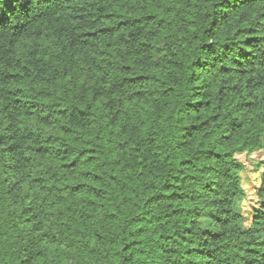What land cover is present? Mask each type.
Segmentation results:
<instances>
[{
  "label": "trees",
  "instance_id": "1",
  "mask_svg": "<svg viewBox=\"0 0 264 264\" xmlns=\"http://www.w3.org/2000/svg\"><path fill=\"white\" fill-rule=\"evenodd\" d=\"M44 3L0 0V111L17 122L6 131L25 133L0 137L15 161L0 155V261L13 264L18 246L17 264H264V159L246 226L236 210L247 200L239 156L264 150V60L248 50L264 42V0H204L205 34L226 40L231 28L244 48L178 110L170 70L187 64V40L174 20L194 31V17H177L188 0ZM8 173L20 178L4 187Z\"/></svg>",
  "mask_w": 264,
  "mask_h": 264
},
{
  "label": "clouds",
  "instance_id": "2",
  "mask_svg": "<svg viewBox=\"0 0 264 264\" xmlns=\"http://www.w3.org/2000/svg\"><path fill=\"white\" fill-rule=\"evenodd\" d=\"M24 0H15L16 4H22ZM52 3H60V0H51ZM160 0H123V6L126 8H129V10L136 11L139 10L141 6L144 8L157 6L159 4ZM32 4L35 6L34 11L42 12L45 11L47 8V5L44 3V0H32ZM11 9V5L9 6ZM188 8L194 9V11L189 12ZM211 8L206 6L204 3V0H188L187 7L183 10V12H177V17H180L182 15L185 16H192L195 18V28L194 31H188V25L185 22L183 26H181L179 19L174 20V23L176 24V27L180 29L183 34L186 37L187 40V46L183 47L182 51L187 56V64L182 65L179 72H176L174 70L171 71V81L174 83L177 87V95L179 97V100L177 101L175 107L178 110L179 107L182 106L180 101L189 100L191 96L193 95L195 89V81L197 79H202L205 82L207 80L212 79L217 75L218 69L220 67V63L222 62L225 65L231 66L232 62L237 60L240 56L241 49L244 48V45L242 44V41L244 40V35H234L231 31V28L228 30V38L226 40L224 39H212L210 35L205 34V28H208L211 26ZM0 15H7V11H0ZM239 25H237L238 27ZM260 30L264 31V19L260 20ZM195 42V43H194ZM3 41H0V44H2ZM211 44L213 47L211 49H202L200 45H207ZM224 45H228L229 48L226 50ZM90 50V48L88 49ZM249 51L253 52V55L259 57L261 60H264V56L261 55V53H264V42H260L258 48L254 49H248ZM199 59L202 62H206L209 67L201 70L197 68L193 64V60ZM215 63V68H212L211 65ZM93 73L97 76L102 74L101 73H95V69H92ZM257 72L260 73L262 77H264V69H261L259 66H257ZM119 79V77H117ZM233 80H236L237 77L233 76ZM111 83H115V81H111ZM2 87V85H0ZM155 87V86H153ZM159 92L163 91V87L156 89ZM36 90H33L35 93ZM125 96L129 94V90H124ZM31 98V97H30ZM123 99V97H121ZM156 103L160 104L161 107L167 108V101L166 97H159V99L156 100ZM3 104L0 103V109H2ZM44 115H47V112L43 113ZM175 119V116L173 117ZM17 122L15 120H11L6 118V114H4L2 111H0V137L5 138V143L15 142V143H23L21 141L20 137L21 135H24L25 133L23 131L17 132L16 128L13 127L12 129L8 128L9 124L15 125ZM178 132L177 129L174 130V134ZM13 133H16L15 140L14 141H8L7 137H10L13 135ZM4 157V162L6 163H14L15 161L8 160L7 154H0ZM17 160L21 159L20 156L16 157ZM216 167H219V165H216ZM19 179L20 176L16 175L15 173H8L7 180L8 184L4 185V187H8L11 185L13 180ZM204 204L206 205L204 207V211H216L217 208L213 207L212 205L208 204L207 200L204 201ZM219 207V206H218ZM234 228L236 229L235 235L239 236V232L243 230L241 225H235ZM35 235V233H34ZM158 239V237H157ZM248 239L247 236L240 237L239 239H234L233 237H229V240L233 244L239 245L241 240ZM152 243H155V240L152 241ZM236 252L235 248H231L228 251V255H232V253ZM8 256L12 257L13 264H17V258L20 259L26 258L24 249L18 248V246H12L11 250L7 253ZM0 264H3L2 261H0Z\"/></svg>",
  "mask_w": 264,
  "mask_h": 264
},
{
  "label": "rangeland",
  "instance_id": "3",
  "mask_svg": "<svg viewBox=\"0 0 264 264\" xmlns=\"http://www.w3.org/2000/svg\"><path fill=\"white\" fill-rule=\"evenodd\" d=\"M239 159L245 163V171L242 172L243 177V186L244 189L247 192V200L243 202H239L236 205V210H238L240 213H242L246 220L243 223V225H247L248 218H249V210H250V200L252 199L254 201V189L256 186L259 185V176L258 172L253 170V165L257 163L260 159H264V150L254 152L251 155H240ZM209 222V218L205 217L201 221L202 226H206Z\"/></svg>",
  "mask_w": 264,
  "mask_h": 264
}]
</instances>
